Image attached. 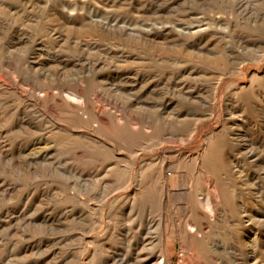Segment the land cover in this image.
Masks as SVG:
<instances>
[{
	"label": "rangeland",
	"instance_id": "1",
	"mask_svg": "<svg viewBox=\"0 0 264 264\" xmlns=\"http://www.w3.org/2000/svg\"><path fill=\"white\" fill-rule=\"evenodd\" d=\"M0 25V264H53V253L79 252L61 238L80 229L86 264L91 242L111 236L105 234L109 208L126 207L124 197L134 192V181L118 190L113 169L120 152L116 146L122 137L131 139L125 123L151 130L163 126L160 114L191 108L202 116L193 140L140 151L134 174L151 158L202 151L205 137L229 120L246 133L257 161L217 144L212 172L193 166L185 173L168 171L170 189L186 174L200 198L212 194L217 200L212 227L204 230L214 258L207 264H254L252 252L257 264H264V58H251L252 46L246 45L264 40V0H0ZM194 26L201 28L198 34L183 33V27ZM231 50L248 55L242 75L231 73L237 66L229 58ZM221 75L214 115L207 118L188 95L209 98ZM238 86L244 89L228 96L229 88ZM210 179L227 186H209ZM189 204L170 197L160 205L156 197L131 212L121 210L127 214L121 234L137 238L140 233L144 242L133 252L145 253L151 264L158 263L166 243L170 263L186 264L187 255L198 252L185 237L195 224L185 213ZM100 206L104 224L99 226ZM79 210L86 220H70L61 230L60 219ZM254 233L259 236L255 249L250 247ZM113 241L117 253H129L117 237Z\"/></svg>",
	"mask_w": 264,
	"mask_h": 264
},
{
	"label": "bare ground",
	"instance_id": "2",
	"mask_svg": "<svg viewBox=\"0 0 264 264\" xmlns=\"http://www.w3.org/2000/svg\"><path fill=\"white\" fill-rule=\"evenodd\" d=\"M183 29H185L183 31V33L186 36H191L193 34H198L201 31V28L199 26H194L192 28L191 27H183ZM250 42H252V43H250ZM250 42L246 43L247 46H252V48L250 49L251 51H250V53L248 55L251 58H254V59L264 58V40L255 39V40L250 41ZM248 55L240 54L239 52L234 51V50L230 51L229 58L231 59L232 63H235L237 65L236 66V70L234 72H231L233 75H242L243 74L242 64H243L244 60L248 58ZM87 73H88V70H87ZM84 77H86V76H84ZM250 77H251L250 81H249V82H251L250 91L253 92V82L255 80H258V78H257V74L252 75ZM94 80H95V78H94ZM221 80H222V75L220 77L215 78V82L213 83V92L211 93V96H209V98H207V99L206 98L205 99L204 98H200L198 95L194 96V94L193 95H188L189 93L187 94L190 98H192L194 100L195 103H197L198 105L202 106L203 109L205 111H207V114L205 115V117H207V118H210V117H212L214 115L215 103L218 101V94H219V91H220ZM75 81L76 80H74V82ZM125 81H126V79H125ZM92 82H93V80H92ZM67 84H69V83H67ZM77 84H78V82H77ZM86 86L87 85H85V87ZM72 88H74V87H72ZM80 88H81V85H80ZM80 88H76L74 90L75 94L76 93L80 94V92L82 90ZM119 89H121V88H119ZM238 89L241 90V89H244V88L240 87V86H238L236 88L230 87L229 90H228V96L231 95L232 91H235V90H238ZM70 90L72 91L73 89H70ZM83 90H86V89H83ZM103 90H105V89H103ZM123 90H125V89H123ZM50 94H53V92L50 93ZM58 94H59V91H58ZM75 94H73V93L68 94L67 93V96L69 98H71V97L75 98ZM91 94H93V93H91ZM84 95H85V93H84ZM52 96H54V95H52ZM56 97H57V94H56ZM258 97H259V95H258ZM0 99H1V97H0ZM233 99H234V97H233ZM49 100H50V98H49ZM57 100H59V99H57ZM65 101H67V100H65ZM89 101H90V99H89ZM69 102H71V101H69ZM64 104H65V102H64ZM145 104L146 103H144V105ZM75 105H77V104H74V106ZM232 105H233V103H232ZM74 106H73V108H74ZM7 108H9V107H7ZM78 108H79V106H78ZM164 110H165V108H164ZM78 111H80V110H78ZM225 111H226V114H227L228 118H230L231 117L230 109L226 108ZM89 112H90V110H89ZM241 112H239V113H241ZM170 113H173V112H170ZM160 116H161L160 119H162V121H164L163 126L162 127H160V126L153 127L151 130L146 128V126H144V125H140L138 127L131 128L129 126L130 122L129 123L127 122L124 125L125 126L124 128H126L127 131H128V133H126V134H128L131 137V139H129V137H122L120 142H119L120 146H118V145L116 146L117 147L116 150H118L120 152H119V156L116 158V160L114 162L113 169H114V171L118 172V179H117V182H116L118 190L121 189V188L124 189V188L130 187L131 184L133 183V181H134V184H135V188H134V192L131 195H127V196L124 197L125 200H127L128 205L126 207H125V205L124 206L121 205L122 206L121 210H122V212L126 211V210H129L131 212L133 210H136V208H139V206H142V204L144 205V203L147 202L148 200H153L156 197H157V201H158V203L160 205H163L170 197L176 198V199L178 197L179 198L183 197L188 203L191 204V205L189 204L190 206L185 209V213L187 215H189V219H191L192 221L195 222L194 225L190 224L189 229L186 230V234H185L186 242L191 248H193L195 250L196 249L198 250V252L195 253V254L187 255V258H186L187 259V263L186 264H207V263H212V260L214 259L213 256H212V240L208 236V233H207L208 231L204 232V230H205V228L207 226L212 227V218H214L216 216V209L218 208L217 200L214 197H212V194H209L207 197L200 198V196L197 193L196 189L193 188L192 183L188 180V177L186 176V174H185V176L179 177V180L173 186V189H170L171 180H170V177L168 175V171L178 172V173H185L186 172L185 170H186L187 167L193 166L195 169H197L199 171H203L204 170L205 173L206 172H210V171L212 172V169L216 168V166H217L216 155L212 154V149L217 144H221L222 145L221 146V150L222 151L224 150V148H227V149H229L230 152H233L234 154L237 153V156L240 155V156L246 157L247 159L251 158V159H254L255 161H257V155L255 153V149L252 148L253 146L252 147L250 146L249 139L245 138L247 136L246 133L245 132L236 131L234 129V127H232V125L229 123V120H226L224 122V124H222L223 127H221L220 131L213 132L212 134H210V135L205 137V146H204L202 151H199V152H196V153H187V152H182V150H180V152H177L178 154H176L175 159H171L169 157H165V155H161L160 154L161 156H158L157 158H154V159L151 158V160L144 161L143 163H141V165L139 166V168L136 170V172L134 174L135 165L137 163V158L139 156V152L140 151L154 149L157 146H159V145H161L162 143H165V142L178 144L179 146H184V145L190 143L193 140L194 134L198 132L199 122L202 121L201 120L202 116H201V114L199 113V111L196 108H191L190 111L186 112V113L185 112L184 113H176V114H172V115H167L166 114V116H163V114H160ZM224 116H225V114H224ZM131 117H133V116H131ZM77 118H80V117H77ZM101 118H103V117H101ZM96 119H98V118H96ZM128 120H129V118H128ZM88 122H91V121H88ZM97 123H98V121H97ZM8 125L10 126V124H8ZM109 125H112V124H109ZM93 126H92V128L94 129ZM54 129H55V127H54ZM263 129H261V130H263ZM248 130H249V128H248ZM53 131H55V130H53ZM88 131H91V130H88ZM253 132H255V131H253ZM59 133L61 134V132H59ZM92 133H94V132H92ZM96 134H98V133H96ZM66 135L68 136V134H66ZM98 135H100V134H98ZM97 139H98V137H97ZM102 142H104V141H102ZM251 145H252V143H251ZM108 148H110V147H108ZM221 150L219 151L220 153H221ZM109 152L111 153V151H109ZM112 154H114V153H112ZM108 157L110 158L111 155L108 156ZM98 160H100V159H98ZM232 161H233V158H232ZM241 161H242V159H241ZM253 163H254V161H253ZM236 165L237 164H235L234 167H236ZM194 173H195V171H194ZM133 176L135 177L134 180H133ZM208 185L209 186H213V187H219V186H227V183L225 182L223 184V182H221L220 180H218V182H216V181H212V179H210L209 182H208ZM229 185H230V183H229ZM209 186H207V188H209ZM262 190H264V189H262ZM254 191H255V189H254ZM151 203H153V202H151ZM173 203H174V201H173ZM183 203H185V202H183ZM185 205H186V203H185ZM181 207H183V206H181ZM112 208L113 207H110L109 211H108L107 218H108L110 224L108 226L109 227L108 231H106V233H105V234H108L109 232H111V236L109 238H107V239H104V240L100 241V242H98V241L91 242V244H92V253L90 254V258L88 259L86 264H151L152 259L147 258V256L145 257V253H134L133 252L134 250L140 248L142 242H144L143 238L141 237L142 235H139L140 234L139 233L138 236H136L137 238H134V237H131L129 235L125 236V235L121 234V232H122L121 228H123V231L126 230V225L124 224L125 222L123 223V219L122 218L124 217V219H125L127 214L121 213V210L117 211V210H113ZM218 210H220V209H218ZM67 213H68V211H67ZM84 215H86V214L83 213V210H79L78 212L73 213L72 216L65 214L60 219V222H61L60 224H61V227H62L61 230L62 229H67V223L70 220L71 221H78V223L79 222H81V223L84 222L86 220ZM103 215H104L103 206H100V217L95 222L99 226L104 224V221L102 219ZM248 221H250V219ZM243 223H245V222H243ZM213 225H215V224H213ZM250 228H251V226H250ZM82 230L80 229L78 232H73L71 234L63 235V237L61 238L62 239L61 242H66L68 244L72 243L71 245L73 246V248H75L76 250H79V252H73L72 253L70 250H68L66 253H53V259H54L53 264H84V259L85 258L83 256H85V255H84L83 252L86 250L87 246H85L86 243L84 242L85 233ZM259 232H260V230H259ZM257 233H254L253 241H250V242H252L251 244H253V246H251V244H250V247H252V248L256 247L257 244H258L259 236H258ZM116 237L118 238V240L122 244V246L125 249V251H129V253H117L118 249L116 247H114V241H113V239L115 240ZM261 240L262 239H260V241ZM140 242H141V244H140ZM235 242H237V241H235ZM216 243H217V241H216ZM143 249H144V247L142 248V250ZM112 250H114V251L111 252ZM250 253H251V251H250ZM251 256H252V259L254 261V264H257L258 263L257 262L258 261L257 260V258H258L257 252L256 253L252 252ZM159 258L160 259H159L157 264H171L170 263V259H169L168 249H167V243L161 247V253H160ZM239 260H241V259H239ZM260 260H262V259H260ZM154 262H156V261H154ZM261 262H263V261H261Z\"/></svg>",
	"mask_w": 264,
	"mask_h": 264
}]
</instances>
